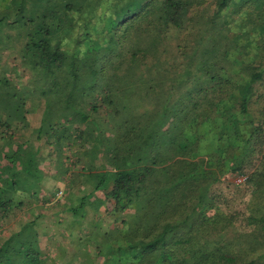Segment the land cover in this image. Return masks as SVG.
Instances as JSON below:
<instances>
[{
    "label": "trees",
    "instance_id": "16d2710c",
    "mask_svg": "<svg viewBox=\"0 0 264 264\" xmlns=\"http://www.w3.org/2000/svg\"><path fill=\"white\" fill-rule=\"evenodd\" d=\"M28 2V84L50 98L35 137L56 162L90 144L99 170L72 201L58 185L38 197L54 200L62 228L41 235L62 252L69 242L66 264H264V218L249 206L264 198V0L111 2L100 28L76 34L84 0ZM15 84L0 82V140L23 127L12 128ZM28 150L15 139L2 154L15 173L0 183V264H55L36 218L9 230L21 204L3 190L47 183Z\"/></svg>",
    "mask_w": 264,
    "mask_h": 264
},
{
    "label": "rangeland",
    "instance_id": "374dc122",
    "mask_svg": "<svg viewBox=\"0 0 264 264\" xmlns=\"http://www.w3.org/2000/svg\"><path fill=\"white\" fill-rule=\"evenodd\" d=\"M22 1L24 0H0V82L2 84L8 83L10 86L12 83H16L15 86L20 84L15 87L16 94L13 101L15 104L19 105V108L17 112L12 113L14 115L10 114V117L14 119L13 116H20V119L13 120L14 126L12 125V128H19L20 125L23 126L12 133L13 142L8 140L7 142L4 139L0 140V183L2 180L9 181L11 178V175H8L9 171L10 173H15V170L11 168V165L7 163L2 154L14 148L15 139L21 141L27 140L31 151L28 150L26 153L22 154L36 163L35 166L38 171L40 170L42 180L47 183H43L41 179L36 181L35 185L38 187V192H36V194L32 193V190L24 193L20 190L16 191V193L10 192L9 189L3 190L6 196L14 200V203L20 202L21 204L20 208H14L13 210V213H16L14 216L16 220L14 221V228L12 229L17 230L22 223L36 218L34 221L35 225L37 224V229L39 227V245L41 250L44 253L52 252L55 264H66L68 255L73 251L69 242H67L65 238L62 239V252L61 249V251L57 249L56 245L51 244L53 240L50 239L51 241H48L49 239L41 235L43 230H48L49 233H53L56 229L60 230V228H62V225L55 227L51 224L52 213L56 210L55 207H52L54 200L53 202L48 201V203L45 204L46 206H43L41 205L40 199L38 200V197L44 194L47 187L49 188L48 192L52 193L55 185L62 188L60 191L61 195H63V193H66L65 188L71 184L72 186L69 189L71 193L67 192L66 197L69 201H72L77 197L75 194H79L77 191V182L82 186V183L85 181L83 186L86 184L85 187L88 189L90 182L94 179L95 174L97 172L99 173V170L91 168V164H89L88 156L90 155L88 149L90 144L86 143L84 146H81L78 151V148L75 146H71L70 151L64 147L63 150H60L59 155H62V157L63 155L66 156L61 160L58 159L56 162L55 158L58 156L57 150L54 147L48 146L47 142L44 140V136H41L39 139L35 137L34 128L40 123L42 118L46 117L45 115L49 111L46 106L50 98L37 95L39 91L38 85L28 84L32 79V73L30 72V67L27 65L28 57L26 53H24L23 45L27 38L25 37V33L30 31V29L29 25H25L26 23H23L22 20H25V17L28 16L27 9L31 4L28 0H25V3ZM84 2L92 11L90 14H80L77 17L74 24L77 28L73 30L72 34H76L77 32L81 33V27L85 21L91 22L95 24L97 28H100V22L110 13L113 7L110 3L114 2V6L117 9L122 8L125 3L124 0H84ZM41 7V3H38L36 10H40ZM30 11L31 10H29V12ZM93 36L95 35L93 34ZM2 112L3 114H8L9 110L4 109ZM54 116L55 115H53V117ZM43 121L46 122V119ZM5 137L7 136L5 135ZM97 147L98 146H96V148ZM96 150L97 151L93 152L94 156H91V159H96L97 155L99 156L98 153H100L101 150ZM77 157H79V160H75ZM38 158H40L41 166ZM27 164L30 165L32 163L28 162ZM98 168L101 169L100 164ZM6 169H8V173L3 172ZM80 178H85V180L79 182L78 180ZM225 178L229 179L230 177L227 174ZM26 185L27 184H25V186ZM25 186H22L20 182L16 183V187L24 188ZM56 189L55 191H57ZM249 206L254 216H262L264 218V198H252ZM25 207H28V209H25ZM19 213L21 214L19 215ZM36 214H39V217H35ZM18 220L21 221L19 222Z\"/></svg>",
    "mask_w": 264,
    "mask_h": 264
},
{
    "label": "crops",
    "instance_id": "0c3cea01",
    "mask_svg": "<svg viewBox=\"0 0 264 264\" xmlns=\"http://www.w3.org/2000/svg\"><path fill=\"white\" fill-rule=\"evenodd\" d=\"M77 183H78V182H77ZM77 187H78V188H77V191L79 192V194H77V195L75 194V196L78 197V196H80V195L82 194V193L79 191V188L82 187V186H81V185L78 186V184H77ZM70 188H71V187H70ZM70 188H68V187L66 188V193H67V192H70V193H71V191L69 190ZM68 190H69V191H68ZM39 195H40V194H39ZM41 196H42V194H41ZM23 205H24V204H23ZM25 209H28V207H25ZM20 214H21V213H19V215H20ZM11 228H14V223L11 224ZM12 231H15V229H12ZM46 231H48V230H46ZM38 233H39V231H38ZM4 234L6 235L7 232H5ZM50 239H51V238H50ZM50 239H49L48 241H51ZM52 240H53V239H52ZM52 245H54V244L52 243Z\"/></svg>",
    "mask_w": 264,
    "mask_h": 264
},
{
    "label": "built area",
    "instance_id": "2783aa9c",
    "mask_svg": "<svg viewBox=\"0 0 264 264\" xmlns=\"http://www.w3.org/2000/svg\"><path fill=\"white\" fill-rule=\"evenodd\" d=\"M244 176L240 175V176H237L236 179H235V182L236 183H239L243 180Z\"/></svg>",
    "mask_w": 264,
    "mask_h": 264
}]
</instances>
